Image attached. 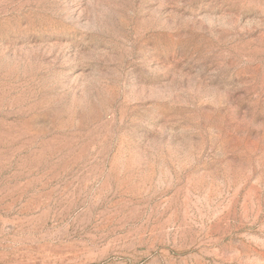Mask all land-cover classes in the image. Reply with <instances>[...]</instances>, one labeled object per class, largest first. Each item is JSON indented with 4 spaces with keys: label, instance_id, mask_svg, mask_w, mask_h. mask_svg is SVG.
Here are the masks:
<instances>
[{
    "label": "rangeland",
    "instance_id": "374dc122",
    "mask_svg": "<svg viewBox=\"0 0 264 264\" xmlns=\"http://www.w3.org/2000/svg\"><path fill=\"white\" fill-rule=\"evenodd\" d=\"M0 264H264V0H0Z\"/></svg>",
    "mask_w": 264,
    "mask_h": 264
}]
</instances>
